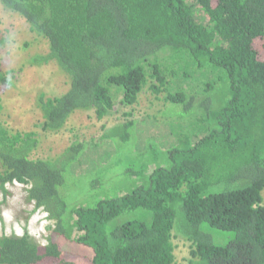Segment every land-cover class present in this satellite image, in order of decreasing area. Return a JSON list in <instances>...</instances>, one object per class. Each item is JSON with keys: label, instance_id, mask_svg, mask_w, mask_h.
Masks as SVG:
<instances>
[{"label": "trees", "instance_id": "obj_1", "mask_svg": "<svg viewBox=\"0 0 264 264\" xmlns=\"http://www.w3.org/2000/svg\"><path fill=\"white\" fill-rule=\"evenodd\" d=\"M0 6L48 41L49 52L31 62L53 63L67 79L66 93L39 98L44 132L61 133L77 112L101 121L117 104L135 106L146 91L175 112L180 127L169 133L164 127L166 158L156 153L158 164L137 174V187L89 207L60 193L67 163L33 158L36 132L12 133L0 122V189L7 195L9 185L27 187L28 202L54 222L44 247L28 233L0 236V264H65L63 239L92 250V264H175L180 236L190 243L189 264H264V0H0ZM6 76L0 69V83L9 82ZM72 141L64 154L101 147ZM203 225L234 238L217 245Z\"/></svg>", "mask_w": 264, "mask_h": 264}, {"label": "rangeland", "instance_id": "obj_2", "mask_svg": "<svg viewBox=\"0 0 264 264\" xmlns=\"http://www.w3.org/2000/svg\"><path fill=\"white\" fill-rule=\"evenodd\" d=\"M1 38L4 42L0 46V69L7 74L9 82L0 83V122L12 133L36 132L40 144L33 154L34 159L58 158V165L68 164L65 168V186L60 193L68 197L70 204L90 207L102 196H115L122 190L127 192L137 187V174L145 171L148 164H158L155 154L160 155L163 149L161 138L164 127L168 133L175 128L180 132L173 118L175 112L168 106L163 110V103L147 91L135 106L117 104L113 112L101 121L93 113L77 112L70 118L69 128L61 133L44 132L39 98L41 94L47 99L66 93L69 89L67 79L53 63L37 65L31 62L36 54L49 52L48 41L30 32L25 21L0 6ZM127 123L131 124L128 128L123 126L120 133L115 132L109 139L102 140L105 133ZM73 128L75 130L71 131ZM76 138L78 142H91L87 144L89 148L96 144H101V147L95 150L85 148L84 151L74 148L64 154ZM160 157V160L166 158L164 155ZM26 188L18 184L9 185L7 195L0 189V236H23L28 233L44 247L54 237V222L49 220L43 209L35 210L34 203L28 202ZM135 216L141 218L139 212ZM135 216L129 215L131 218ZM177 223L182 227L187 225L180 216ZM202 230L220 246L227 245L234 238L233 232L221 231L209 225H203ZM60 244L66 254L65 264H92L94 254L89 248L65 239ZM175 245V264H189L190 243L180 236L175 240ZM41 264L57 263L45 259Z\"/></svg>", "mask_w": 264, "mask_h": 264}]
</instances>
